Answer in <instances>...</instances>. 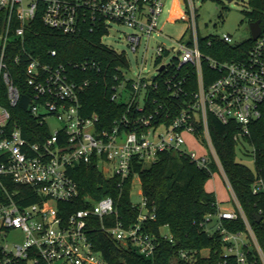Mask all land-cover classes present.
Segmentation results:
<instances>
[{
  "label": "built area",
  "instance_id": "1",
  "mask_svg": "<svg viewBox=\"0 0 264 264\" xmlns=\"http://www.w3.org/2000/svg\"><path fill=\"white\" fill-rule=\"evenodd\" d=\"M175 2L178 7L185 5V10L178 16H172L170 10L166 22H185L186 29L179 40L173 46L155 48L152 75L140 68L132 79H126L130 70L126 53L117 52L126 57L128 69L111 97L115 101L124 99L130 106L136 104L141 112L149 94L159 92L162 84L167 98L177 102L174 117L169 123L159 122L156 118L159 109L154 108L147 115L132 119L125 114L106 128L100 127L97 114L82 113L80 97L88 81L71 78L64 64L51 65L33 55L26 48V30L36 19L64 35L100 29L104 31L103 44L102 38L108 35L111 24L116 23L131 29L126 40L135 54L143 37L150 39L161 33L164 0H0V264H108L102 253L94 250L89 238L88 226L95 221L98 229L114 241L130 246L146 259L153 258L155 238L142 225L155 218L154 210L147 207V199L142 195L137 204L138 222L129 226L118 220L111 197L87 196L86 208L69 212L63 203L79 196L69 168L94 164L105 177L118 176L121 184L131 176L134 163L151 164L158 154L167 151L185 153L197 166L207 167L211 160L219 163L209 135L210 115L222 124H238L239 136L248 135L249 124L261 117L264 29L243 60L221 62L200 49L198 13L193 0ZM218 38L233 45L228 34ZM204 40L208 46L211 44L210 38ZM20 64L25 65V80L32 91L30 114L40 127L49 131L41 142L28 140L18 124H10V108L20 98L11 67ZM204 64L211 73H204ZM168 116L166 113L164 118ZM51 118L60 123L59 127L50 128ZM185 134H191L194 141L202 136L205 151L197 154L185 149ZM136 181L140 182L134 174L132 184ZM10 185L18 187L10 189ZM263 188V180L257 179L252 192L257 194ZM28 196L37 201L23 205ZM233 200L238 211L218 210L214 215L217 218L214 231L225 243L223 255H233L236 264H255L248 258L249 250L255 249L264 264L252 227L234 194ZM239 217L245 230L229 231L225 222ZM205 231L210 232L207 225ZM13 232L21 234L22 242L9 246L5 240ZM177 258L196 264L197 252L179 250Z\"/></svg>",
  "mask_w": 264,
  "mask_h": 264
},
{
  "label": "trees",
  "instance_id": "2",
  "mask_svg": "<svg viewBox=\"0 0 264 264\" xmlns=\"http://www.w3.org/2000/svg\"><path fill=\"white\" fill-rule=\"evenodd\" d=\"M247 4L250 10L243 11V14L250 18V23L261 20L260 26L264 29V0H247ZM179 12L176 4L174 13ZM103 34L104 31L99 29L64 35L45 27L36 19L26 30L25 41L27 50L42 62L51 65L64 64L71 78L88 81V86L80 97L82 113L85 116L97 114L100 127L110 128L114 120H120L125 114L130 119L147 115L154 108L159 109L160 115L156 117L159 122L169 123L176 113L177 102L167 98L162 84L159 92L149 94L146 107L141 112L136 104L130 106L124 99H111L115 86L120 85L125 78L123 73L128 69V62L123 54L101 44ZM210 39L209 46L206 40H201L200 49L204 54L221 62L243 60L253 43L250 37L236 45H228L218 36ZM52 51L55 52L54 56L51 55ZM203 70L205 74L211 73L205 64ZM11 71L20 98L16 106L10 108V124H18L28 140L41 142L43 137L48 136L49 131L46 127H40L30 114L32 91L25 80V65H13ZM193 88L192 78L191 89ZM166 113L169 114L168 118H164ZM208 123L210 140L219 163L264 256V188L257 194L252 192V185L257 179L264 182V107L261 117L249 124V134L246 136H239V125L234 122L222 124L210 115ZM198 140L205 144L202 136ZM239 145L243 150L245 145L251 148L255 162L254 171L237 161ZM217 170L218 166L213 160L207 167H199L187 154L167 151L158 154L157 160L151 164L134 163L131 176L120 184L118 176L105 177L94 164H78L69 168L68 173L78 185L79 196L62 206L69 212L76 211L88 206L85 201L87 196L95 199L111 197L118 220L125 226L132 225L138 222L140 214L137 205L130 200L133 175L137 174L142 195L147 199V207L154 210L155 214L154 219L142 222L144 230L155 238V253L153 258L146 259L130 246L114 241L98 229L96 221L92 222L88 226L89 238L94 250L100 251L108 264H187L177 258L179 250L197 252L196 264H236L233 255L224 257L225 243L221 236L215 231H205V226L219 207L215 194L205 189L206 182ZM9 187L17 188L18 185ZM23 192L26 193L27 189ZM35 201L37 199L34 196H28L23 205ZM231 202L232 210L237 209L232 199ZM256 215L261 217L260 221H257ZM225 225L231 232L245 230L240 217L225 222ZM162 227L168 228V237L172 241L161 235ZM205 250L206 255L202 254ZM248 258L255 264H263L255 249L249 250Z\"/></svg>",
  "mask_w": 264,
  "mask_h": 264
},
{
  "label": "rangeland",
  "instance_id": "3",
  "mask_svg": "<svg viewBox=\"0 0 264 264\" xmlns=\"http://www.w3.org/2000/svg\"><path fill=\"white\" fill-rule=\"evenodd\" d=\"M173 1L174 0H164L163 12L160 16L161 33L158 35L154 34L150 39L143 37L135 54L130 51L126 40V36L132 31L125 25L112 23L108 35L102 38V43L106 46L116 52L126 53L130 61V70L126 75V79L135 77L140 68H144L145 73L152 75L155 72V48L157 46H173L186 29L185 22L181 20L173 23L166 22L173 6ZM219 1H221V3ZM193 3L197 8V25L201 40L205 38L209 39L212 36L228 34L232 38V44L236 45L244 42L250 37V18L243 14V11L250 10L247 0H232L230 2L227 0H193ZM180 9L184 11L185 5H181ZM48 124L51 129H55L60 125L54 118L49 119ZM184 136L188 138L190 142L194 140L191 134H185ZM192 144L196 152L205 151L204 146L198 140L193 141ZM236 159L251 171L255 170V162L249 146L245 145L243 150L239 145ZM216 165L218 166V170L207 181L206 186L208 189L215 191L217 198L220 200L219 205L232 209L233 205L231 199L235 204L232 190L226 181V176L221 165H219V163H216ZM142 197L141 184L136 181L131 188L130 200L133 204L137 205L142 201ZM236 208L235 210L238 211L239 208ZM216 221V216H212L211 221L207 224V228L210 232H214ZM160 233L163 236H169L167 227H162ZM5 241L9 246H12L13 244L22 242V236L18 232H13L7 236ZM202 254L206 255L207 251H202Z\"/></svg>",
  "mask_w": 264,
  "mask_h": 264
},
{
  "label": "crops",
  "instance_id": "4",
  "mask_svg": "<svg viewBox=\"0 0 264 264\" xmlns=\"http://www.w3.org/2000/svg\"><path fill=\"white\" fill-rule=\"evenodd\" d=\"M175 3H176V2H175ZM175 3H174V1H173V6H172V8H171L172 11H173L174 4H175ZM178 10L181 11L180 7H178ZM185 139H186V144L184 145V148L187 149V150H193V151L196 152V150H195V148L193 147V144H192V142H193L194 140H192V141L190 142V140H188V138H185ZM195 145L197 146L196 143H195ZM196 153H197V154H201L202 152H199V153L196 152ZM206 185H207V182H206V184H205V189H206L208 192H213V193L215 194V191H214V190H210V189H208ZM141 194H142V191H141ZM215 197H216L217 202L220 203V200L217 198L216 194H215ZM218 210L226 211V210H232V209H229V208H227V207H225V206H223V205H219Z\"/></svg>",
  "mask_w": 264,
  "mask_h": 264
},
{
  "label": "water",
  "instance_id": "5",
  "mask_svg": "<svg viewBox=\"0 0 264 264\" xmlns=\"http://www.w3.org/2000/svg\"><path fill=\"white\" fill-rule=\"evenodd\" d=\"M227 1H232V0H227ZM261 20H257L255 22H252L249 24L250 28V38L252 40H255L261 33V26H260ZM257 218V221H260L261 217L259 215L255 216Z\"/></svg>",
  "mask_w": 264,
  "mask_h": 264
},
{
  "label": "bare ground",
  "instance_id": "6",
  "mask_svg": "<svg viewBox=\"0 0 264 264\" xmlns=\"http://www.w3.org/2000/svg\"><path fill=\"white\" fill-rule=\"evenodd\" d=\"M175 5H176V3L174 4V8H175ZM174 8H173L172 16H178L181 12H179L178 14H175L174 13Z\"/></svg>",
  "mask_w": 264,
  "mask_h": 264
}]
</instances>
